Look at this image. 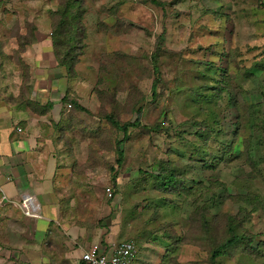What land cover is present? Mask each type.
Here are the masks:
<instances>
[{"label":"rangeland","instance_id":"374dc122","mask_svg":"<svg viewBox=\"0 0 264 264\" xmlns=\"http://www.w3.org/2000/svg\"><path fill=\"white\" fill-rule=\"evenodd\" d=\"M65 1L0 0L3 91L16 88L11 60L21 41L37 25L48 34ZM157 1H83L87 35L76 66L94 102L63 123L53 208L71 256L57 232L2 198L0 264H77L82 247L123 240L137 244L132 264H264V0ZM109 117L138 124L121 167L123 134ZM175 171V193L158 190ZM235 236L241 244L214 263L213 250Z\"/></svg>","mask_w":264,"mask_h":264},{"label":"crops","instance_id":"0c3cea01","mask_svg":"<svg viewBox=\"0 0 264 264\" xmlns=\"http://www.w3.org/2000/svg\"><path fill=\"white\" fill-rule=\"evenodd\" d=\"M100 21V26H107L104 21ZM49 23L48 34L37 25L36 41L23 53V60L30 67L29 84L25 87L22 75L20 76L11 60L16 71L11 78L17 77L16 88L3 91V87L0 86V199L3 198L12 208L13 205L20 204L25 195L34 196L40 202L43 211L42 218L35 220L36 223L39 227H49L52 232H57L58 245L66 255L71 256L68 246L70 238H64V235L59 233L58 227H61V224L56 219L57 216L53 217L55 213L53 208H56L54 193L58 185L59 160L62 159L61 154H64L60 149L62 148L60 132L63 123L68 119L67 115L73 110H67L69 102H77L84 107L85 103L94 100H86L85 95L93 96L92 89L87 83L89 86L85 89L91 91L85 94L84 85H81L80 81L83 84L86 80L92 81L84 76L82 65L76 66L75 74L72 76L59 65L53 47L50 17ZM95 31L98 33L97 27ZM103 34L102 39H99L101 43H106L107 47L110 40H107L106 32ZM94 72H100L99 68ZM94 72H90L92 78ZM2 78L3 84H7L8 77L5 73ZM40 94H48L53 100L43 103L37 99ZM78 243L80 244L81 240ZM31 250L28 256L31 255ZM84 250L86 249L82 247L81 257ZM42 257L40 261L47 259L43 254ZM81 257L77 264H82Z\"/></svg>","mask_w":264,"mask_h":264},{"label":"trees","instance_id":"16d2710c","mask_svg":"<svg viewBox=\"0 0 264 264\" xmlns=\"http://www.w3.org/2000/svg\"><path fill=\"white\" fill-rule=\"evenodd\" d=\"M83 1L85 0H66L64 3H61L58 6L57 10L52 12L50 16L51 23H52L51 24V29H52L51 36L53 40L55 56L57 58L59 65L67 70L69 76H72L75 74L76 65L77 63H79L78 62L79 56L82 54L81 52H78V51L82 50V48H84L85 46L87 31L83 24V18L86 14L87 9L84 8ZM88 2L89 0H87L86 3L88 4ZM152 2L153 4L157 6L161 5V3L157 0H152ZM120 24L124 25V22L118 21L117 25H120ZM34 28H33L34 30H32L31 40L21 41V43L19 44L21 51L17 52L16 58L13 60L14 65L16 66V69L21 73L23 77V82H25V87L30 82L31 74H30V67L23 60V53L27 50L28 46L34 44V42L36 41L35 33L37 31V28L36 27ZM129 32L130 31H127V32L124 31L123 35L128 34ZM1 47L2 46L0 44V56L1 54L3 55L5 54L4 49H2ZM153 69H154L155 74H157L158 68L156 67V65L153 66ZM156 82L157 81H154L153 88H152L154 98L157 96ZM69 105H72V108L70 110H72L75 107L81 111H86L77 102H73V103L69 102L67 105L68 111H70L68 109ZM138 115H139V118L137 120V123L140 122V117L142 116V114L138 113ZM108 119L111 122V124L123 134V140H119L116 143V149H117L116 152L118 155L117 164L119 167H121L123 166L124 159H125V151L122 148V145L129 139V129L131 127L134 128L138 124L131 123V122L121 124L120 122L116 121L112 117H109ZM175 173L176 171L173 173H170L169 176L166 177L165 180H163L158 190L163 191V193L167 192L169 195L174 194L175 193L174 189L177 186H179L176 180ZM5 204H7L6 201H5ZM240 244H241V240L239 236H235L234 238H231L228 240L226 239L224 243H222L220 246L216 247L213 250L211 259L213 260L214 263H216L217 259L226 257L227 251L228 250L230 251V248L237 247Z\"/></svg>","mask_w":264,"mask_h":264},{"label":"built area","instance_id":"2783aa9c","mask_svg":"<svg viewBox=\"0 0 264 264\" xmlns=\"http://www.w3.org/2000/svg\"><path fill=\"white\" fill-rule=\"evenodd\" d=\"M71 108L72 105H69L68 109ZM3 205V201H0V207ZM17 205L27 218L32 220L42 218L40 206L33 196L25 195ZM137 253V245L133 240L120 241L109 248L93 244L90 249L83 251L81 261L82 264H132Z\"/></svg>","mask_w":264,"mask_h":264},{"label":"clouds","instance_id":"9594fccd","mask_svg":"<svg viewBox=\"0 0 264 264\" xmlns=\"http://www.w3.org/2000/svg\"><path fill=\"white\" fill-rule=\"evenodd\" d=\"M31 196V195H30ZM41 215H42V212H41ZM124 241V240H123Z\"/></svg>","mask_w":264,"mask_h":264}]
</instances>
